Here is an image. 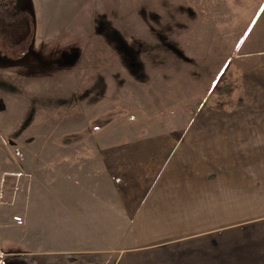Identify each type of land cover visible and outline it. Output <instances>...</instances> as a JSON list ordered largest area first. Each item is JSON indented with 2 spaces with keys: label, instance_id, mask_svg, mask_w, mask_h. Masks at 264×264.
Wrapping results in <instances>:
<instances>
[{
  "label": "rangeland",
  "instance_id": "obj_1",
  "mask_svg": "<svg viewBox=\"0 0 264 264\" xmlns=\"http://www.w3.org/2000/svg\"><path fill=\"white\" fill-rule=\"evenodd\" d=\"M10 2L35 38L0 59V264H264V148L216 149L206 186L134 206L117 167L112 211L83 187L91 209L63 214L57 186L60 148L168 155L264 99V0H4L0 41L27 23Z\"/></svg>",
  "mask_w": 264,
  "mask_h": 264
},
{
  "label": "crops",
  "instance_id": "obj_2",
  "mask_svg": "<svg viewBox=\"0 0 264 264\" xmlns=\"http://www.w3.org/2000/svg\"><path fill=\"white\" fill-rule=\"evenodd\" d=\"M239 99L238 97L235 102L241 108ZM243 111L245 113L219 114L216 117V130L184 132L179 146L174 153L168 155L158 153L155 148L140 146L60 148V152H57V170L60 176L57 186L71 187L73 192L63 190L58 193V201L64 206L62 213L70 214L86 209L80 207V204L91 201L90 198L82 197L86 192L83 187H93L94 190L90 193L97 197L102 192L107 193L104 202H100L104 203V207H99L112 211V198L116 193L113 192L116 182L112 177L117 167H122L124 172L120 175L123 177L120 185L131 189L126 192L125 201L132 206L143 204L146 200L159 201L161 195L175 196L178 186H206L207 180L203 181L200 172L207 170V165L213 160H210L212 151L220 150V155L226 156L229 155V150L237 147L264 148V99H251L248 113ZM154 169L157 170L156 177L148 171ZM178 171L182 173V179L169 178V175L175 176ZM98 187L106 189L98 191ZM161 187L164 188V193L161 192ZM70 203L73 204L72 208L69 207Z\"/></svg>",
  "mask_w": 264,
  "mask_h": 264
},
{
  "label": "flooded vegetation",
  "instance_id": "obj_3",
  "mask_svg": "<svg viewBox=\"0 0 264 264\" xmlns=\"http://www.w3.org/2000/svg\"><path fill=\"white\" fill-rule=\"evenodd\" d=\"M3 1L4 0H1L0 4ZM6 6L10 7L8 9L11 10L13 12V14H19L21 11H24V10H21V9L17 10L16 7H15L14 2H10L9 4H6ZM25 12H27V11H25ZM31 16H33V15H31ZM19 29H22L21 31H24V32L22 34H20V37L17 38V39L15 38V36H13V38H12V35L6 34V30L3 29L2 37H1L2 40L0 41V59H5V57H2L3 46L4 47L5 46L8 47L9 50L13 54H16L15 52L17 50H19L20 48H22V49H20V54H21L20 56H22V57H19L17 59H12V61L13 60H22L24 57H26V55L32 54V45H33L34 38H35V27L33 26V29H32V27L30 28L27 25V23H25V24H20L19 25ZM28 47H30V49H28ZM15 49H16V51L14 52ZM26 50H27V52H26Z\"/></svg>",
  "mask_w": 264,
  "mask_h": 264
},
{
  "label": "trees",
  "instance_id": "obj_4",
  "mask_svg": "<svg viewBox=\"0 0 264 264\" xmlns=\"http://www.w3.org/2000/svg\"><path fill=\"white\" fill-rule=\"evenodd\" d=\"M10 13L12 14V15H15V16H20V15H24L25 17H26V22H27V25L31 28L32 26H33V20H32V18H31V14H29L28 12H25V11H21L19 14H13V12L12 11H10ZM32 29H33V27H32ZM240 77H242V74L240 75ZM234 78H236V75H234ZM212 96H213V94H212ZM226 99H228V98H226ZM236 99H238V97L236 98ZM235 99V100H236ZM225 100V99H224Z\"/></svg>",
  "mask_w": 264,
  "mask_h": 264
},
{
  "label": "water",
  "instance_id": "obj_5",
  "mask_svg": "<svg viewBox=\"0 0 264 264\" xmlns=\"http://www.w3.org/2000/svg\"><path fill=\"white\" fill-rule=\"evenodd\" d=\"M1 1V0H0Z\"/></svg>",
  "mask_w": 264,
  "mask_h": 264
}]
</instances>
